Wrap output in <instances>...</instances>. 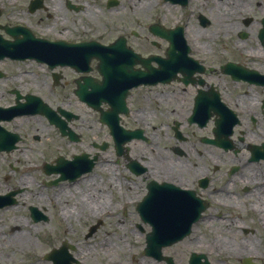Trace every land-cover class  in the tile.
Segmentation results:
<instances>
[{"label":"flooded vegetation","instance_id":"af4514ba","mask_svg":"<svg viewBox=\"0 0 264 264\" xmlns=\"http://www.w3.org/2000/svg\"><path fill=\"white\" fill-rule=\"evenodd\" d=\"M162 1L164 7H175L179 14L174 24L169 25L165 21H161V24L155 23L162 27L163 37L159 39L164 56L154 54L145 57L135 47V41L143 36L134 28L131 29L133 25L127 17L125 24L118 25L115 22L104 27L107 29L105 31L104 28L95 29L84 23L83 17L86 13L98 8L96 1L0 0V46L16 43L18 48L21 46L37 50L28 51L26 54L24 52L18 59L6 53L4 59L0 58V64L10 63L19 69L27 65L43 66L51 72L56 88L70 84L65 82L67 78L64 73L72 71L77 75L71 81L74 84L73 95L78 102L96 112V109L79 99L78 93L81 91L79 84H86L91 79L102 80L103 76L99 72L101 58H110L113 54L124 56L122 59L105 61L111 65L133 64L137 54L141 55L140 59L159 56L167 62L171 60L174 52L177 61L172 64L169 73L174 71L176 75L171 76L165 83L129 90L126 96L129 111H123L121 98L101 106L107 112L117 113L118 104L120 126L138 133V137L128 144L127 165L119 159L116 163L128 170L132 177L143 181L145 188L148 187L149 180L153 179L160 184L168 183L180 189L193 190L198 198L209 205L210 211L204 214L202 222L215 219L228 221L233 228L245 235L250 234L248 242L242 240L239 243L260 246L261 253L248 256L257 264H264V0ZM124 4L126 2L122 0H103L99 6L106 13H113L120 6L125 7ZM152 27V24L146 26L148 35L143 38L146 42H152V38L156 36ZM174 31L183 36L173 34ZM177 39L187 42L189 58L185 46L173 48ZM116 45H119V50L113 51L112 48ZM158 46L161 47L159 44ZM8 49L10 52L15 48L10 46ZM122 49L127 52L122 53ZM57 53L70 54L77 58L71 62L62 55L59 57ZM80 69H87L89 72L79 71ZM13 73L7 67L0 68V81H21V76L30 71ZM140 91H146L144 99L147 94L154 97L148 99H153L157 110L172 106V112L166 117L170 116V120H165L161 127H156L154 118L158 117L150 115L152 119L140 107ZM9 93L14 99L10 104H0V107L7 108L15 100L16 106L12 107H17L23 104L21 99L28 105L30 96L47 101L41 94L31 91L23 93L18 88L10 89ZM89 95L91 94L85 97L90 98ZM72 105V101L63 102L59 106L61 108L53 109L59 116H65L73 123L80 117L73 110H69ZM31 108L30 106L28 109ZM40 116L46 118L42 114H29L8 120L0 118L3 119L0 124L7 131L19 134L20 129L14 126L13 121ZM113 117L118 118L115 114ZM130 119L137 122L134 129L128 126ZM99 121L101 123L100 116ZM9 125L13 128L9 129ZM101 126L109 129L108 125L101 123ZM109 132L115 148L111 129ZM217 135L218 145L206 143L207 139H216ZM83 137L79 133V143L83 142ZM196 140L203 149L193 145ZM98 141L94 140L92 147L99 159L102 156L100 147L105 142L100 144ZM139 142L148 147L142 145L143 156L134 157L131 145ZM161 142H167L164 151L159 148ZM190 149L198 160L193 166L201 169L205 161H208L209 167L207 171L194 177L184 178V171L187 170L181 166L185 164L170 158L169 153L185 156ZM169 159L177 166L174 165V169L171 168L169 172L164 170L157 177H153V172L158 167L156 164L159 161L168 162ZM98 162L106 165L100 159ZM171 194L177 195L173 191ZM248 256L230 259L244 264Z\"/></svg>","mask_w":264,"mask_h":264},{"label":"rangeland","instance_id":"374dc122","mask_svg":"<svg viewBox=\"0 0 264 264\" xmlns=\"http://www.w3.org/2000/svg\"><path fill=\"white\" fill-rule=\"evenodd\" d=\"M95 1L99 5L103 3V0H91L93 3ZM122 1L126 2V4H124L125 7L120 6L117 9L119 13H117V11L106 13V11L104 9L101 10L98 5V8L95 7L86 13L83 17L84 23L87 24V26H91V28L103 29L106 26L113 25L115 22H118V25L125 24L127 17L129 22H132L131 24L133 27H131V29L134 28L143 36L140 40L137 39L135 41V47L138 52L145 57L154 54L164 56L162 42L159 37L154 36L152 38L153 43L146 42L143 39L148 35V32H146L145 29L147 25H153L155 23L161 24V21H165L166 23H169V25L174 24L177 14H179V10L175 7H164L162 5L163 1L161 2V0ZM103 30L105 31L107 29L104 28ZM156 44H159L161 47ZM5 67L14 72L13 74L27 70L30 71V73L23 76L20 75L22 82L19 80L0 81V98L3 97V100H0V104L7 105L11 103L14 96L9 93V90L12 88H18L23 93L31 91L41 94L44 99L47 100L46 103L52 105L56 110L61 108L59 106L62 105L63 102L72 101L73 105L69 110H73V113L75 112L78 114L80 119L74 120L71 127L78 133L84 135V137L82 143L72 144L68 141L67 137L61 136V133L55 127L50 126L46 119L40 116L38 117L39 120L42 118L40 127L39 125L25 123L22 128H19L26 139L24 143L20 142L19 146L21 145L28 151L25 152L22 148L20 151L17 150L11 152L10 155L0 152V193L5 195L14 190L22 191V193L17 196L19 201L18 206L12 207V209L9 210L2 209L0 211V233L3 236V246H0V264H30L29 260L31 258H36L46 252L49 253L53 248L61 247L65 242L68 243V245L70 244L73 247L78 248L80 251V254L77 253L79 254V258L83 256L81 255V252L84 250L83 254L86 258L84 264H143L147 260L150 261V264H153V262L156 264H167L165 261L157 262L155 259L149 258L143 254L147 247L146 233L149 232L150 228L141 223L142 221L136 213V207L130 206L129 209H127V215L125 213L117 212L119 213L117 216L110 215L108 218L106 217L104 219H102L101 216L98 218H92L89 213H81L82 206L86 207L89 204L88 199H94L93 196H91L92 193H90L89 189H84L86 188V185L82 186L78 191L76 190V187L74 188L72 185L67 184V182L59 183L54 186L49 185V183L59 178V175H46L44 171L45 163L53 165L55 164L54 161L56 158L63 156L72 160L74 154L81 155L84 152H89L95 156L96 151L93 150L94 148L92 145L94 140H99L98 142L100 144L107 142L110 145L108 149L100 151V153H102V157H105V155L106 157H111L109 161L112 163L108 161L106 164L113 167L112 169L115 173V179L113 182L110 181V178H113V175L108 172L106 168H103L106 165L97 168L94 174L89 175L90 177L87 176L89 177L87 178L88 181L93 177V179L95 181L97 180L99 183V186L93 188L94 191L98 190V188L102 190V192H95L96 197H98L96 202L93 201L94 204L97 205L96 210L99 208H111V210L114 211L120 206L122 200H134L139 194L142 193L144 195L146 192L143 181L132 177L128 170H125L123 167L115 165L116 159H119V161L126 165L127 160H125L124 157L117 156V152L114 149V143L109 136V129H107V127L102 128L101 126L99 113L84 106V103L78 102L73 95L72 91L74 89V84L71 83V81H73L77 75L72 71L64 73L67 78L65 82L68 81L70 84L66 83L63 87L56 88L54 87V80L52 79L51 72L46 70L43 66L27 65V67L19 69L10 63L0 64V68ZM137 67L141 68L140 65ZM94 73L97 74L95 70ZM20 86L24 87L21 88ZM145 92L146 91H140L138 93L141 100L140 107L145 111V115H156V118H158H154V125L156 127H161L165 120H170V116L168 118L166 117L168 113L172 112L171 108L173 107L167 106L157 110L153 103L154 97L147 94V97L144 99L143 96L145 95ZM148 97L153 99L150 100ZM20 102L24 104L26 101L21 99ZM16 103L15 100L9 107L16 106ZM104 106L107 108L106 105ZM136 125L137 122L130 119V125L128 126L134 129ZM8 128L11 129L13 127L9 125ZM197 142L198 140H196L193 145L203 149V146ZM139 143L147 146L142 142ZM139 143L138 146H140ZM165 143L161 142V146L159 147L161 148L160 150L164 151L166 149ZM169 143L174 144V142ZM212 149L217 151L215 147H212ZM24 152L26 154H24ZM102 157L99 158L101 161L103 159ZM169 157L185 164L181 166V168L187 170V172L184 171V178L194 177L197 174L207 171L209 167L208 161L207 163L205 161L201 169L193 166L194 162H198V160L193 155L192 149H190L185 156H177L174 155V153H169ZM29 165H33L34 168L27 171L26 168ZM149 165H151V163ZM13 166L15 167V170L13 169ZM206 167L207 169H205ZM96 173L99 175L96 176ZM216 177H218V174H216ZM217 182L218 185H220V182ZM65 186H70V189ZM80 191L87 196L82 198L78 193ZM112 193L114 195L113 198L111 197ZM213 205L216 207L215 203ZM32 207H37L48 217V221L35 223L31 218L30 213V208ZM65 212H71L74 214V217L69 218L68 216H62V213ZM243 213L245 214V212ZM14 219L26 223L28 225V227L25 228L26 231H22L14 222ZM99 220L102 221L100 228L91 238L87 239L86 236L89 233V230L93 225H97ZM141 224L146 233L139 232V225ZM200 226L198 232L200 234L199 239L202 242V246H189V242L196 238L191 237V235L190 239L187 238L188 240L185 239L182 243L173 245L171 248L163 249V255L172 257L176 264H187L192 252H195L196 250L198 251V249L211 250L209 246L214 241L213 238L223 242H228L227 238H230L229 241L233 243H237V241L242 242V240L249 241L248 236H250V234L245 235L242 231L237 230L235 227L233 228L228 221L221 222V220L218 219H215V221L204 220L203 224ZM227 228H229V230ZM27 231L30 233L37 232L34 234H28ZM14 233L19 234V237L16 239L13 238L10 242L9 238L13 236ZM135 234L141 237L139 243H137L138 237ZM18 238H21L22 241H19ZM28 240L32 241V246L28 245ZM112 241L114 243H110ZM6 242L9 244L6 245ZM14 242L23 248L25 247V252L23 254L18 255L13 251L8 250V246ZM88 242H92L93 244H88ZM106 244H109V246L110 244H113L110 251L105 247ZM118 244L123 246L116 255L113 254L114 252L112 250L115 249V247L118 248ZM255 245L244 246L249 248V251L253 252V255H256L261 253L262 250L260 246ZM29 247L32 248L34 251L33 253L28 250ZM135 247L140 249V251H138L140 253L134 259L132 256H129V251H134ZM214 252L216 254L212 256L207 253L205 254L208 258H211V263L213 264H223L219 262L221 258L232 256L231 253H237L233 250L226 251V253L221 255H219L221 251L219 252L216 250ZM71 253L74 254V258L77 256L73 250H71ZM238 255L235 254V256ZM39 260H41L40 264H52V262H47V260L44 261L42 258H39ZM232 262L233 263L229 264H242L239 260H232Z\"/></svg>","mask_w":264,"mask_h":264},{"label":"water","instance_id":"95a60500","mask_svg":"<svg viewBox=\"0 0 264 264\" xmlns=\"http://www.w3.org/2000/svg\"><path fill=\"white\" fill-rule=\"evenodd\" d=\"M154 31L157 32V34H159V35L163 34L162 31H160V29H154ZM112 50H114V49H112ZM58 53H57V55H58ZM60 55H62L63 58L64 57L68 58V60L71 62L74 61L73 60L74 58H77V56H73L70 54L69 55L68 54H59L58 56L60 57ZM113 57H115L114 54L110 58H101L100 59L101 65H100L99 69H100L101 75L104 76V80L102 81V83L98 84L92 80L91 81L89 80V81H87V83L85 85L80 86L81 91L78 93V95L80 97H82V99H85L90 103L91 98L85 97L87 94H89L88 89L93 88L94 91L96 89L97 90L102 89V87L104 85H106V83L108 82V78H110V79L113 78L112 74H110V70H106L107 66H105V64L107 63L105 61L106 60H112ZM156 61L159 62L162 67L160 69H152V68L148 67L147 71L144 73L136 71L134 66H129V65L123 66V68H124L123 71H122V69H123L122 67L115 68V65H112L111 68L116 69V71L114 70V74L116 75L115 76L116 79L123 80V79L127 78V79H130L133 82V84L134 83L138 84V83H140V81H142V82L146 81L147 82V81H150V80L155 79L157 77L163 78L165 76L164 67H163L164 64L158 58H156ZM149 62L150 61H144L143 64H145V66H148L147 64ZM99 85H102V86H99ZM91 104H93V102ZM12 111H16V110H12ZM47 115L49 118L51 117V114L49 111H48ZM110 116H111V114L102 112L103 122L106 121V119L109 120ZM56 119L59 121L58 118H56ZM58 121H56V123L59 125L60 122H58ZM116 122H117V118L113 122V129L116 128L115 127ZM109 123H112V122H109ZM5 138H8L9 145H11V147H12L14 140H15V137L10 135V134L6 136L5 133L2 132V130L0 129V140H3ZM211 142L214 143L215 141L211 140ZM0 146H2L1 142H0ZM118 146H120V145H118ZM81 159L82 158H78L77 160L81 161ZM57 163L59 164V166L56 168H53V171H61V168L63 166H65L68 168L62 174H63V177L68 176V174H66L65 172L68 171V169L73 164L66 162L64 159H59L57 161ZM146 200H148V199H146ZM175 201L176 202H171L169 204V206H171L173 204L176 207H178V206L183 207V209L180 213L178 211L174 212V214H176V216H172V218H170L169 220H167V219H164L162 221H156L155 220V222H153L154 223V231H153L152 235H150L147 239V242L149 245V247L147 249L148 255H153L154 251L152 249H154L156 251L157 249H155V248L158 246L162 247L165 244H173L174 242H179V241L183 240L186 236H188L191 233L190 229H191L192 225L194 224V222H196V220H198V218L201 214L200 213L201 211L199 210L196 213H194L193 215L191 212H186V205L188 204V200L186 198H184L181 202L178 200H175ZM140 210L142 212H145V209L140 208ZM33 211H36V209H33ZM179 214H180V216H179ZM185 214H188V215L185 217ZM201 257L205 258L204 256H199V257L193 258V260H195V259L199 260V259H201Z\"/></svg>","mask_w":264,"mask_h":264},{"label":"bare ground","instance_id":"6f19581e","mask_svg":"<svg viewBox=\"0 0 264 264\" xmlns=\"http://www.w3.org/2000/svg\"><path fill=\"white\" fill-rule=\"evenodd\" d=\"M150 1V0H149ZM148 1V2H149ZM41 122H42V120L40 119H37V118H18V119H16L15 121H13V124H14V126H17V127H19V126H21V125H23V124H34V125H39V127L41 126ZM131 149L133 150V153H132V155L134 156V157H138V156H143V154H144V147L142 146V145H140V146H138V143L136 144V143H133L132 145H131ZM24 154H26L25 152H24ZM108 159H110V157H108ZM156 165H158V167H159V169H158V167H157V171L156 172H153V177H157V175H160V173H162L164 170L166 171V172H169L170 170H171V168H173L174 167V165L175 166H177L176 165V163H174V162H171L170 161V159H169V161L168 162H163V161H159ZM32 168H34V166L33 165H29L27 168H26V170L27 171H30V170H32ZM95 168H97V166L95 167ZM113 167L112 166H108V168H107V170L110 172V173H112V175H113V178H110L111 180V182H113L114 181V179H115V175H114V170L112 169ZM174 169V168H173ZM66 174H68V175H70L69 174V171H66L65 172ZM87 178H89V177H86L85 179H83V180H81L80 182H75L74 183V185H73V187L75 188L76 187V190L78 191L82 186H85L86 185V188H84L85 190L86 189H89V191H90V193H92L91 194V196H93V198L94 199H91V198H89L88 199V205L85 207V206H82V208H81V213L82 214H84V213H89L90 215H91V217L92 218H98L99 216H103V217H107L108 218V216H114V215H117V211L119 210V207L118 208H116L114 211L113 210H111V208H105V209H101V208H99V209H97L96 210V206L97 205H95L94 204V202L93 201H97V199H98V197H96V195H95V192L96 191H98V192H102V190L101 189H99L98 188V190H96V191H94L93 190V188H96L97 186H99V183H98V181L96 180H94L93 179V177L88 181L87 180ZM159 178V177H158ZM155 182V181H154ZM158 183V182H157ZM27 185H29V184H27ZM88 185V186H87ZM31 187V186H30ZM66 188H69L70 189V186H65ZM69 189H67V190H69ZM79 193V195H81V197L83 198V197H86L84 194H82L81 193V191L80 192H78ZM113 193L111 194V197L113 198ZM76 197V196H75ZM136 199H138V197L136 198ZM120 203H122V201L120 202ZM176 206H174L173 204L171 205V208H173V209H176L175 208ZM125 210H126V208H125ZM74 214H72L71 212H69V213H62V216H68L69 218H73L74 216H73ZM67 219V218H66ZM143 221V220H142ZM14 222L20 227V229L22 230V231H24L25 230V228H27L28 227V225L26 224V223H24V222H22V221H20V220H18V219H14ZM102 223V221L101 220H99V222H98V224H97V226L99 225V224H101ZM197 228L196 227H194V230H193V234H192V236L191 237H196L194 240L192 239L189 243H190V245L189 246H191V247H195V246H202V242L200 241V239H199V237H200V234H199V229L198 230H196ZM26 231V230H25ZM94 231H96V229L95 228H92L91 229V233H93ZM35 232H37V231H35ZM34 232V233H35ZM27 233L28 234H34V233H30L29 231H27ZM138 238H137V243H139L140 242V240H141V237L139 236V235H137V234H135ZM188 236H190V235H188ZM188 236H186V240H188V239H190V237H188ZM2 234L0 233V246L2 247L3 246V241H2ZM17 237H19V234H13V236H11L10 238H9V241L11 242L12 240H13V238L14 239H16ZM188 238V239H187ZM214 239V241L210 244V249L211 250H202V252L203 253H207L208 255H215L216 253L214 252V251H221L220 252V254L219 255H221V254H224V253H226V251H229V250H233L234 252H237V253H235V254H239V255H248V254H253V252H251V251H249L250 249L249 248H247V247H245L244 246V244L243 243H239V242H237V243H233V242H231V241H229L230 240V238H227V240H228V242H223V241H219V240H217L216 238H213ZM18 240L19 241H22V239L21 238H18ZM110 243H114L113 241L112 242H110ZM7 244H9L8 242H6V245ZM32 241L31 240H28V245L29 246H32ZM88 244H93L92 242H88ZM113 244H110V246H109V244H106L105 245V247H107L108 248V250L110 251L111 250V248L113 247L112 246ZM123 246V245H122ZM122 246L121 245H117V247L118 248H116L115 247V249H116V252H115V249H113L112 251L114 252L113 254H118V251H120V249H122ZM203 248H204V246H203ZM8 250L9 251H13V252H15L16 254H18V255H20V254H23L24 252H25V247L23 248V247H21V246H19V245H17L16 244V242H14V243H12L10 246H8ZM28 250H30V252L31 253H33L34 251L32 250V248L31 247H29V249ZM90 250V249H89ZM138 251H140V249L138 248V247H135V249H134V251L133 250H131V251H129V256L131 257H133L134 259H135V257H137V255H139V253L140 252H138ZM88 252V251H87ZM84 253V250H83V252H81V255H83V257L81 256V260H83V258H84V260L86 259L85 258V255L83 254ZM235 254H232L231 253V255L232 256H235ZM242 255V256H243ZM78 256H79V254H77V258H78ZM226 258L228 257V256H225ZM213 259V258H212ZM30 264H40V262L39 261H35V258H31L30 260ZM219 262L220 263H223V264H229V262H227V260L225 259V258H221V260H219ZM150 264V261L149 260H147V261H145L143 264ZM153 264H156V263H154L153 262Z\"/></svg>","mask_w":264,"mask_h":264}]
</instances>
